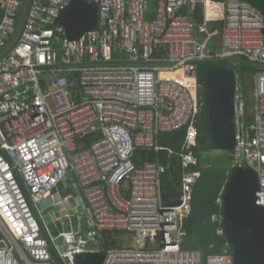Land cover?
Wrapping results in <instances>:
<instances>
[{
  "label": "built area",
  "instance_id": "obj_1",
  "mask_svg": "<svg viewBox=\"0 0 264 264\" xmlns=\"http://www.w3.org/2000/svg\"><path fill=\"white\" fill-rule=\"evenodd\" d=\"M71 1L30 0L18 40L0 58V264H56L53 253L74 264L77 254L101 252L86 250L73 229L60 234L58 246L32 209L70 172L94 228L89 240L128 232L158 241L102 251L101 264H201L200 249L181 247L193 232L191 197L200 173L190 151L203 108L197 65L236 57L255 69L249 120L243 88L235 85L230 154L234 170L257 174L256 203L264 208V16L240 0H86L96 5L97 25L68 40L56 21ZM22 3L0 0V51ZM188 6L202 7L201 24L184 12ZM212 22L223 23L219 51L207 48ZM177 132L184 133L181 186L179 197L165 202L169 166H137L134 158L138 149L170 158L159 138ZM94 134L100 137L83 147ZM213 222L222 226L221 214ZM231 251L228 241L205 264H232Z\"/></svg>",
  "mask_w": 264,
  "mask_h": 264
},
{
  "label": "water",
  "instance_id": "obj_2",
  "mask_svg": "<svg viewBox=\"0 0 264 264\" xmlns=\"http://www.w3.org/2000/svg\"><path fill=\"white\" fill-rule=\"evenodd\" d=\"M223 2L226 0H213ZM256 8L264 16V0H240ZM30 0H23L16 27L10 40L0 51V58L15 45L21 33ZM98 22L97 8L93 2L72 0L60 13L56 23L66 30L68 40H77L92 31ZM208 89L204 96L205 136L218 150L229 151L234 145L235 74L214 69L209 74ZM257 174L250 168H237L225 180L222 173L203 168L194 185L191 197L190 221L192 234L184 239L182 248L201 250V264L209 255L217 254L211 245L212 223L217 218L214 209L221 196L223 232L232 246V264H264V208L256 203ZM180 201L167 203L178 206ZM62 246V237L56 240ZM102 252H85L75 256L74 264H101Z\"/></svg>",
  "mask_w": 264,
  "mask_h": 264
},
{
  "label": "trees",
  "instance_id": "obj_3",
  "mask_svg": "<svg viewBox=\"0 0 264 264\" xmlns=\"http://www.w3.org/2000/svg\"><path fill=\"white\" fill-rule=\"evenodd\" d=\"M186 10H184L185 12ZM192 18L195 22V24H201L203 21V9L201 6H195ZM222 22H212L211 23V31L212 32H219L222 29ZM239 60L246 61L243 58H238ZM249 63V62H248ZM214 69H220L225 71H230L232 73H235V70H237L236 67H232L227 65L226 63L222 62L221 60H213L208 62H202L197 65V73H198V84L200 86V95L202 96L203 101V108L202 112L197 120V129H198V136L199 138L201 136H205V112H204V96L208 89V78L207 74H209ZM243 69V68H242ZM253 72H255V69L252 68ZM250 117H248V120ZM99 134H94L88 136L85 140L82 141L83 147L89 146L94 140L99 138ZM184 142V133L183 132H177L174 134H168V135H162L159 138V143L164 147L168 148L171 151H173V156L170 158L168 157L167 151H161L158 154L154 153L153 151H146L142 149H138L135 153L134 162L137 166L143 165L145 162H160L164 165L169 166V173L167 175H164L162 178V194H163V200L165 202H170L173 199H176L179 197V188L181 186V178H182V169L180 162L178 160V152L180 151L182 145ZM200 151H209V150H218L214 147L213 143L209 138H206L203 144H200L199 141L197 145L194 148H191L190 151L192 154L196 157L198 161V169L201 171L203 168L201 167V155L199 153ZM223 151V150H222ZM231 153V150H229ZM231 161V157H230ZM232 161L230 162L231 165ZM231 167V166H230ZM208 169V168H207ZM210 170H213L209 168ZM217 171V170H214ZM234 171V169L231 167L230 171L228 172L227 176L231 175V173ZM219 172V171H218ZM27 195V194H26ZM34 211V208H32ZM219 212H215V214L219 215L221 214V207H219ZM35 212V211H34ZM219 227H222L217 222L212 223V234H213V240H212V247L217 250V252L222 251L223 245L228 242L225 234L219 235L217 233V230ZM121 232H103L100 235L99 240L103 242L102 246L100 247L102 251H105L107 249H115L120 248L121 242L117 241V235ZM115 234V235H114ZM231 250L232 246L230 244ZM101 251V252H102ZM53 258L56 262V264H63L61 260L58 259L56 254H52Z\"/></svg>",
  "mask_w": 264,
  "mask_h": 264
},
{
  "label": "rangeland",
  "instance_id": "obj_4",
  "mask_svg": "<svg viewBox=\"0 0 264 264\" xmlns=\"http://www.w3.org/2000/svg\"><path fill=\"white\" fill-rule=\"evenodd\" d=\"M154 6L152 5L151 9L155 12ZM151 18V17H149ZM219 35L214 36L213 41L209 42L207 48L212 51H219ZM222 62L226 63L229 66L236 67L235 70V78L239 87L243 88V105L245 108V113L247 117H251L254 110V99H253V75L254 72L252 70L251 65L246 61H241L236 57L220 59ZM243 68V69H242ZM235 131V127H234ZM201 155V167L202 168H211L213 170H217L222 173L225 177V180L228 179V172L230 171V157L231 154L229 151L222 150H209V151H200ZM219 205L215 206L214 212H219ZM222 212V211H221ZM50 219H46L45 222L47 225L48 235L50 238H56L60 236V233H63V227H59L57 224L50 223ZM76 224L79 225V230L75 234V238H82L86 241V250H99L103 244L101 240L94 241L89 240V233L94 230V228L90 224L89 217L84 215L83 213H78L75 220ZM60 224V223H59ZM115 235V234H114ZM117 241L121 242V248L126 247H137V248H150L157 245L158 241L151 240L148 236L140 233H128L121 232L116 234ZM88 245V246H87ZM22 264V263H20Z\"/></svg>",
  "mask_w": 264,
  "mask_h": 264
},
{
  "label": "crops",
  "instance_id": "obj_5",
  "mask_svg": "<svg viewBox=\"0 0 264 264\" xmlns=\"http://www.w3.org/2000/svg\"><path fill=\"white\" fill-rule=\"evenodd\" d=\"M194 8L195 6H188L186 12L190 14L191 20L195 24L192 18ZM214 33V36L219 35V32ZM124 190L127 191V188H124ZM84 210L85 200L83 194L76 182L74 174L71 172L66 174L65 180L60 182L56 188L46 195L34 208L35 214L46 228L47 222L45 220L50 219V223L63 227V233H67L71 229L76 232L79 230V225L76 224L75 220L77 214Z\"/></svg>",
  "mask_w": 264,
  "mask_h": 264
},
{
  "label": "flooded vegetation",
  "instance_id": "obj_6",
  "mask_svg": "<svg viewBox=\"0 0 264 264\" xmlns=\"http://www.w3.org/2000/svg\"><path fill=\"white\" fill-rule=\"evenodd\" d=\"M200 89V88H199Z\"/></svg>",
  "mask_w": 264,
  "mask_h": 264
}]
</instances>
